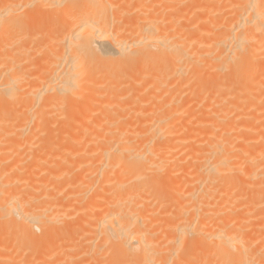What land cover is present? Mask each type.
Masks as SVG:
<instances>
[{
    "label": "bare ground",
    "instance_id": "1",
    "mask_svg": "<svg viewBox=\"0 0 264 264\" xmlns=\"http://www.w3.org/2000/svg\"><path fill=\"white\" fill-rule=\"evenodd\" d=\"M0 264H264V0H0Z\"/></svg>",
    "mask_w": 264,
    "mask_h": 264
}]
</instances>
